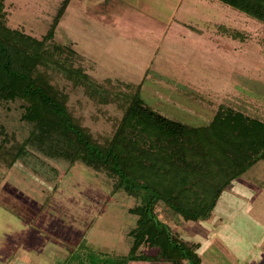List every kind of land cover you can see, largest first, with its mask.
I'll use <instances>...</instances> for the list:
<instances>
[{"label": "rangeland", "instance_id": "1", "mask_svg": "<svg viewBox=\"0 0 264 264\" xmlns=\"http://www.w3.org/2000/svg\"><path fill=\"white\" fill-rule=\"evenodd\" d=\"M61 1L4 0L7 24L41 39ZM52 42L73 49L96 83L140 85L145 104L171 120L206 125L226 106L264 121V24L220 1L70 0ZM53 83L83 126L111 135L122 115L116 105L97 104L61 75ZM18 117L14 105L0 104L6 130H18ZM111 182L104 172L33 148L10 168L0 163V264H184L177 255L180 263L144 253L129 259L136 217L128 210L149 193H112ZM168 223L199 243V264H264V160L232 182L206 222Z\"/></svg>", "mask_w": 264, "mask_h": 264}, {"label": "trees", "instance_id": "2", "mask_svg": "<svg viewBox=\"0 0 264 264\" xmlns=\"http://www.w3.org/2000/svg\"><path fill=\"white\" fill-rule=\"evenodd\" d=\"M217 1L264 24V0ZM69 2L61 1L49 30L37 39L8 26L0 0V104L14 105L19 113L18 130L9 132L0 124V163L10 168L33 148L48 158L104 172L112 193L138 198L147 191L148 198L128 210L136 217L128 233L129 259L144 253L152 260L199 264V243L173 233L168 222L211 218L232 182L264 160V121L220 106L208 124L187 125L151 110L140 96V85L92 81L73 49L52 42ZM217 30L245 39L223 25ZM58 75L97 104H114L122 112L110 136L94 135L74 116L68 94L53 83ZM106 85L113 87L107 90ZM159 205L165 221L159 218ZM175 255L181 260H173Z\"/></svg>", "mask_w": 264, "mask_h": 264}, {"label": "crops", "instance_id": "3", "mask_svg": "<svg viewBox=\"0 0 264 264\" xmlns=\"http://www.w3.org/2000/svg\"><path fill=\"white\" fill-rule=\"evenodd\" d=\"M217 207V206H216ZM216 209V208H215ZM199 253V252H198ZM246 259V258H244ZM249 259V258H248ZM257 258L254 256V260L256 261V263H260V260L258 261V259L256 260ZM248 261V260H247ZM254 261L250 262L249 260V263H253ZM255 263V262H254ZM11 264H14V263H11Z\"/></svg>", "mask_w": 264, "mask_h": 264}, {"label": "water", "instance_id": "4", "mask_svg": "<svg viewBox=\"0 0 264 264\" xmlns=\"http://www.w3.org/2000/svg\"><path fill=\"white\" fill-rule=\"evenodd\" d=\"M184 264H191L190 261H186Z\"/></svg>", "mask_w": 264, "mask_h": 264}]
</instances>
